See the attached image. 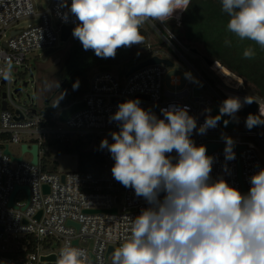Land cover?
Segmentation results:
<instances>
[{
	"label": "built area",
	"instance_id": "built-area-1",
	"mask_svg": "<svg viewBox=\"0 0 264 264\" xmlns=\"http://www.w3.org/2000/svg\"><path fill=\"white\" fill-rule=\"evenodd\" d=\"M65 3L67 6H63ZM70 5L71 0H50L47 9L38 14V23L18 28L21 19L37 14L33 1L0 0V66L7 58L15 68H29V53L40 48H54L61 40V27H76L79 23L70 13ZM53 18L56 25L53 24ZM161 26L167 33L166 39L169 42L173 40V49L191 65L208 87L209 96L194 95V87L190 83L179 89H167L163 83V74L167 67L163 64H150L128 75L129 68L126 72L118 69L115 73L107 69L94 70L81 98L54 105L50 111H38L33 101H18L15 97L18 91H12L11 82L0 79V264L56 263L60 249L69 244L86 250L89 254V264H112L114 250L130 234L131 220L139 215L142 209L150 206L143 197L135 195L134 189L124 187L113 178L111 168L115 161L106 148H101L103 164L99 176L82 174L76 169L59 172L56 167L52 170L45 157L47 151L54 149L49 144L51 140H72L92 135L96 143H101L103 137H106L110 144L113 143L111 133L119 132L120 127L118 122H110L109 117L115 114L120 103L129 99H139L143 109L154 113L160 119L164 118L162 108L187 106L189 115L196 118L197 129L208 115L214 116L212 104L217 102L220 105L225 99L224 93L220 91L218 84H211L209 78L202 75L179 48L202 59L205 66L208 64L203 57L198 56L199 54L188 50L164 24L161 23ZM146 47L143 59L152 55L166 57L160 54V50L152 49L151 43L148 42ZM207 68L215 74L211 75L208 71L209 77L217 76L224 86L236 94L258 101V112L260 111L261 105H264L263 97L243 92L242 81L237 87L226 85L210 65ZM174 77L176 75L171 78V83L179 84V77L177 80ZM138 95H146L148 98ZM80 101H83L84 105L61 121V111ZM207 109L211 110L210 113ZM245 120L239 111L236 113V120H233L235 127L227 129L224 133L245 135L252 140L246 143L235 142L243 147L239 150L233 149L236 155L235 159L230 161L225 159L223 147L214 149L210 154L214 157L210 175L212 181L222 177L242 193L243 184L246 194L251 187L250 177L264 168L256 150L257 145L264 141V131L254 127L249 130L245 126ZM237 125H240L241 129H236ZM220 127L219 121L216 127L209 128L205 134H197L194 130L191 139L196 146L204 145L207 141L224 142L202 140V137L218 133ZM14 143L20 147L22 144L27 145L28 150L21 151L22 154H30L28 161L23 160L22 155H12L10 144ZM32 144L38 145L36 164L31 162L32 154L29 149ZM171 155L175 157V151ZM175 162L173 159V163ZM45 165L47 170L43 168ZM239 170L241 181L238 177ZM15 185L19 188L13 196L14 205H9ZM44 185L48 186L47 191L43 188ZM26 186L28 192L25 190ZM20 191L27 194V199L23 202L16 200ZM164 195L165 193L161 192L159 199L163 200ZM112 208H116V211L112 212ZM39 212L41 214L37 217ZM22 238L26 243H21ZM31 239L35 241L34 249L25 256L13 258L1 254L3 251L18 250L20 246L25 248ZM89 241L93 242L91 248L87 245ZM110 246L112 249H109ZM51 254L56 256L55 262L41 259L42 256Z\"/></svg>",
	"mask_w": 264,
	"mask_h": 264
},
{
	"label": "clouds",
	"instance_id": "clouds-1",
	"mask_svg": "<svg viewBox=\"0 0 264 264\" xmlns=\"http://www.w3.org/2000/svg\"><path fill=\"white\" fill-rule=\"evenodd\" d=\"M191 3L71 0L69 11L79 21L72 35L85 51L115 58L119 48L143 44L142 24L178 18ZM221 5L230 17L227 30L264 50V0H221ZM254 55L251 47L243 52L246 59ZM12 73L11 61L5 58L0 79L11 82ZM253 101L229 96L220 104L219 114L208 115L198 129L187 106L162 108L160 119L143 109L139 99L118 105L109 120L118 122L120 130L111 133L113 143L103 139L100 148L115 161L113 178L150 206L131 220L130 234L114 250L112 264H264V168L250 177L251 187L242 193L222 177L212 181L214 157L191 139L194 130L205 134L225 115L236 120V113ZM228 123L224 121L225 126ZM259 124L264 120L258 115L249 114L245 120L249 130ZM222 139L225 159L234 160V140L223 134ZM56 264H89V254L69 244L60 249Z\"/></svg>",
	"mask_w": 264,
	"mask_h": 264
},
{
	"label": "trees",
	"instance_id": "trees-1",
	"mask_svg": "<svg viewBox=\"0 0 264 264\" xmlns=\"http://www.w3.org/2000/svg\"><path fill=\"white\" fill-rule=\"evenodd\" d=\"M221 9V0H192L189 8L181 13L180 21L177 23L175 19H171L166 22V26L188 46L196 48L199 45V53L202 52L203 55L215 61L210 65L211 69L223 80L225 79V83L236 82L240 85L242 78L246 92L255 93L264 98V50L255 42L248 39L240 40L229 32L227 23L230 17ZM140 32L145 40L147 31L140 27ZM226 40L230 41L229 45L225 44ZM139 47H141L139 44L121 47L117 50L115 58L105 59L97 57L93 50L85 51L78 39L72 41L66 58L56 71L58 84L51 95L54 96L59 91H70L67 98L62 100V104L81 98L87 88L89 76L94 70H110L113 66H117L126 72L128 68L144 58L145 51L140 49L135 53V49ZM249 47L254 49L255 55L251 59H246L243 52ZM205 72L210 83L215 85V78L208 76V70ZM77 81L78 87L74 88ZM96 142L92 135H88L72 140L53 139L49 144L59 152L76 154L78 172L99 176L102 173L103 158L100 143ZM43 168L47 170L46 165ZM55 168L56 166L52 167V170ZM20 241L26 243L23 238ZM34 246L35 241L31 239L25 248L20 246L18 250L3 251L1 254L18 258L19 255L25 256L33 251Z\"/></svg>",
	"mask_w": 264,
	"mask_h": 264
},
{
	"label": "rangeland",
	"instance_id": "rangeland-1",
	"mask_svg": "<svg viewBox=\"0 0 264 264\" xmlns=\"http://www.w3.org/2000/svg\"><path fill=\"white\" fill-rule=\"evenodd\" d=\"M34 11L37 13L36 15H32L29 18L21 19L17 25L18 28L26 27L28 24H36L40 21L39 13L47 9L50 0H32ZM181 18L175 19V21L178 23ZM160 21H154L149 19L147 22L141 25V28L147 31V38L143 40V44H139L141 47L138 49H135V53L139 51L140 49L145 51L147 49L146 45L147 43L152 44V49H158L160 50V54L162 56H166L171 58L174 61V65L171 67H167L165 69V72L163 74V83L165 87L169 90L179 89L184 87L186 84L190 83L194 87V95L196 94H204L206 96L210 95V92L208 90V87L201 81V79L197 76L195 70L191 67L188 62L182 58L178 52H176L173 49L172 42L173 40H170V42L166 39L167 33L161 26ZM53 24L56 25L53 18ZM166 26V23H162ZM167 27V26H166ZM168 28V27H167ZM169 29V28H168ZM73 35L71 34L70 37L67 39V41L60 40L54 48L56 50L49 54L48 57L45 59L42 58V55L45 51H47V48H40L36 51H33L28 54L29 57V68L25 67H13V73H12V80H11V89L14 91L18 87L20 89L18 92L15 93V97L18 101L21 103L26 102L30 103L33 101L34 107L38 109V111L44 110V111H50L54 105L58 106L59 104H62V100H65L70 93V91H59L54 96L51 95L52 92L56 89L58 84V75L56 74V71L59 69L61 64L63 63L64 59L66 58L69 47L72 42ZM77 40V39H76ZM172 41V42H171ZM174 43V42H173ZM181 43L188 49L192 50L191 47L188 46L186 43L181 41ZM143 46V47H142ZM198 50H200V46H196ZM179 50L182 52V54L190 61L196 69L205 77L206 70L210 71L209 73L212 75L213 72L205 66L202 59L198 57H194L190 55L187 50L183 48H179ZM191 52V51H190ZM192 53L193 50H192ZM199 57L203 56V53L200 52ZM56 61V63H55ZM219 64V63H218ZM121 68V67H120ZM119 67L113 66L110 70L112 72H118L117 70ZM186 73H190V77L186 76ZM179 77V84L175 85L171 83V78L173 76ZM215 75V74H213ZM236 80V79H235ZM24 82H26V85H24ZM225 83V79L223 80ZM243 82V81H242ZM236 82H230L225 83L226 85H229L230 87H237ZM215 84H218L220 91L224 93V98H228L229 96H238L241 99L243 98L242 95L236 94L231 89L224 86L219 78L216 76L215 78ZM243 92L245 91V87L242 88ZM241 90V91H242ZM260 113L264 115V105H261L260 107ZM264 118V117H263ZM236 129H241L240 125H237ZM264 131V127L262 128ZM227 129L220 127L218 129V133H215L213 135H208L205 137H202V140H223L222 134L230 136L234 142L236 143H246L248 140H252L251 137H247L245 135H229L224 132H226ZM103 139H106V137H103ZM1 141H0V147H1ZM10 150L12 155L19 156L22 155L23 160L28 161L30 159L29 153H23L22 149L19 144H10ZM257 152L261 158V160L264 163V141H262L259 145H257ZM45 157L50 163L51 167H57L56 170L61 172L71 171L75 170L77 168V156L76 154H69V153H62L54 149H50L47 151ZM122 197V195H121ZM27 199V194L25 191H20L16 195V200L23 202ZM7 236V235H6ZM88 247H92L93 242H88Z\"/></svg>",
	"mask_w": 264,
	"mask_h": 264
},
{
	"label": "water",
	"instance_id": "water-1",
	"mask_svg": "<svg viewBox=\"0 0 264 264\" xmlns=\"http://www.w3.org/2000/svg\"><path fill=\"white\" fill-rule=\"evenodd\" d=\"M180 17V13L178 14V18ZM176 18V19H178ZM75 26H63L61 27V40L62 41H67V39L70 37V35L72 34V30ZM72 41H76V38L72 37ZM191 49L193 50V52L199 54V51L197 48L195 47H191ZM56 50V48H50L48 49L47 51H45L42 55V58L45 59L49 54L53 53L54 51ZM203 59L205 60V62L208 64V65H211L212 63H214V60L209 58L208 56L206 55H203L202 56ZM56 63V61H55ZM150 64H163L164 66L166 67H171L174 65V61L169 58V57H160L158 55H152L150 57H147L145 59H142L140 60L137 64L135 65H132L128 71H127V75L130 74L131 72L135 71V70H138L144 66H147V65H150ZM24 85H26V82H24ZM20 89V87H18L17 89H15V91H18ZM4 96V94H3ZM138 97H143V98H148L146 95H138ZM254 100V99H252ZM84 105V102L83 101H80V102H76V103H73L72 105H70L69 107L63 109L61 111V114H60V120L61 121H64L71 113H73L75 110L81 108L82 106ZM219 104L217 102L213 103L212 104V111H213V115L216 116L219 114ZM260 104L258 103V101L254 100L251 104H245L242 109L240 110V113L241 115L246 119L247 116L249 114H253V115H258L260 119L264 120V118L259 114L258 112V108H259ZM2 108L4 109L5 108V101L3 102V105H2ZM225 120H228L229 123L225 126L224 124V121ZM220 124H221V127L222 128H225V129H233L235 127V123L234 121L232 120V118L228 117L227 115L223 116L220 120ZM264 127V124H259V125H256L254 126V128H263ZM204 146H206L207 148V155H210L211 152L216 149L217 147L221 146L223 148H225V142H218V141H207ZM243 147L242 144H236L234 143V147L233 149H241ZM22 150L23 151H26L28 150L27 148V145L26 144H22ZM29 151L31 152L32 154V159H31V162L33 164H36L38 162V145L37 144H32V146L30 147ZM6 152H8V150H6ZM239 172V180L241 181V176H240V170L238 171ZM242 186V190L243 192L245 193V187L243 184H241ZM19 188L18 185H15L14 186V189L10 195V200H9V205H14L13 203V196L16 192V190ZM43 188L47 191L48 190V186L47 185H44ZM25 190L26 192H28V187L26 186L25 187ZM87 211H90V210H87ZM112 212H115L116 211V208H112L111 209ZM41 214V212H39L37 214V217H39ZM76 227H78V225L76 224L75 225ZM2 230V228H1ZM75 243L77 242L76 240L74 241ZM109 249H112V247L110 246ZM41 259L43 261H47V262H55L56 260V256L55 254H51V255H47V256H42Z\"/></svg>",
	"mask_w": 264,
	"mask_h": 264
},
{
	"label": "crops",
	"instance_id": "crops-1",
	"mask_svg": "<svg viewBox=\"0 0 264 264\" xmlns=\"http://www.w3.org/2000/svg\"><path fill=\"white\" fill-rule=\"evenodd\" d=\"M231 72V71H230ZM233 73V72H232ZM235 74V73H234ZM236 75V74H235ZM238 76V75H237ZM238 77H240V76H238ZM241 78V77H240ZM241 80L243 81V79L241 78ZM259 114L262 116V117H264V115H262L261 113H260V111H259Z\"/></svg>",
	"mask_w": 264,
	"mask_h": 264
},
{
	"label": "bare ground",
	"instance_id": "bare-ground-1",
	"mask_svg": "<svg viewBox=\"0 0 264 264\" xmlns=\"http://www.w3.org/2000/svg\"><path fill=\"white\" fill-rule=\"evenodd\" d=\"M214 62H215V61H214ZM174 79L177 80V79H178V76L174 77Z\"/></svg>",
	"mask_w": 264,
	"mask_h": 264
},
{
	"label": "flooded vegetation",
	"instance_id": "flooded-vegetation-1",
	"mask_svg": "<svg viewBox=\"0 0 264 264\" xmlns=\"http://www.w3.org/2000/svg\"><path fill=\"white\" fill-rule=\"evenodd\" d=\"M48 56H49V55H48ZM48 56H47V57H48Z\"/></svg>",
	"mask_w": 264,
	"mask_h": 264
}]
</instances>
